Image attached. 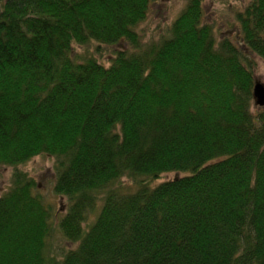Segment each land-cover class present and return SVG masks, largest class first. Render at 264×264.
Returning a JSON list of instances; mask_svg holds the SVG:
<instances>
[{"label":"trees","instance_id":"obj_1","mask_svg":"<svg viewBox=\"0 0 264 264\" xmlns=\"http://www.w3.org/2000/svg\"><path fill=\"white\" fill-rule=\"evenodd\" d=\"M153 1L0 0V166L13 169L0 264H264V107L251 95L264 0L235 11L233 39L184 0L143 43ZM91 43L113 48L107 65L72 52ZM39 155L54 160L60 218L16 169ZM54 230L76 247L51 254Z\"/></svg>","mask_w":264,"mask_h":264},{"label":"rangeland","instance_id":"obj_2","mask_svg":"<svg viewBox=\"0 0 264 264\" xmlns=\"http://www.w3.org/2000/svg\"><path fill=\"white\" fill-rule=\"evenodd\" d=\"M248 0H203L202 9L204 12L205 21L212 24L217 38L220 35L230 37L233 39V27L236 24L234 21L235 11H241ZM184 0H154L150 4L149 13L146 18L139 23L135 31L138 33L143 43L156 40L165 33V29L173 21L178 12L183 8ZM95 44L80 47L73 46L72 52L75 55H88L93 57L97 62L107 65V62L113 55V48L111 46H101L95 49ZM255 81L264 85V63L256 59L254 67ZM54 160L46 155H39L32 158L23 165L18 166L16 169L26 173V175L34 181L36 186L35 192L40 196L42 202L49 206L55 218H60L66 211L68 203L66 198L57 195L53 192L54 183ZM11 167L0 166V196L6 189H8L12 173ZM175 175L173 173L163 174L158 181L153 183H161L170 180ZM120 186L126 191V187H132V183L126 178L120 179ZM113 185V184H112ZM134 186V185H133ZM98 203L94 209L87 215V222H85L84 229L86 230L90 225L98 211ZM51 254H58L70 249H74L76 244H70L54 230L53 236L50 241ZM58 258V256H57Z\"/></svg>","mask_w":264,"mask_h":264},{"label":"water","instance_id":"obj_3","mask_svg":"<svg viewBox=\"0 0 264 264\" xmlns=\"http://www.w3.org/2000/svg\"><path fill=\"white\" fill-rule=\"evenodd\" d=\"M253 103L257 107H264V85L255 81L252 88Z\"/></svg>","mask_w":264,"mask_h":264}]
</instances>
